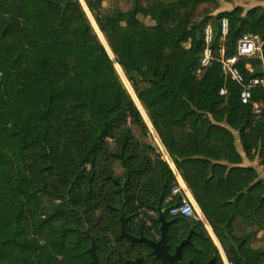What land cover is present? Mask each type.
I'll return each instance as SVG.
<instances>
[{
    "label": "trees",
    "instance_id": "obj_1",
    "mask_svg": "<svg viewBox=\"0 0 264 264\" xmlns=\"http://www.w3.org/2000/svg\"><path fill=\"white\" fill-rule=\"evenodd\" d=\"M200 1H157L148 9L134 0L131 11L117 15L125 18V27L113 13L98 15L99 0H87L86 5L229 262L264 264V250L252 249L248 234H232L240 216L264 230V180L242 165L241 154L264 162V90L252 89L250 103L242 104L240 87L221 75L218 62L197 73L206 25L213 27L216 54L223 46L230 57L245 33L258 34L264 42V13L258 14V7L244 13L238 6L218 13L212 23H185L179 9ZM139 13L155 21L156 28L142 26ZM222 17L229 20L224 39L219 31ZM188 40L186 50L182 45ZM262 52L264 58V44ZM248 65L255 71L262 61L239 59L246 80L253 73ZM221 88L225 95L219 94ZM254 103L260 113L254 112ZM128 118L141 124L142 139L125 126ZM150 134L77 0H0L4 199H11L7 194L27 200L51 196L67 207L99 209L100 239L116 231L119 216L129 219L125 226L132 228L147 222V212L162 210L171 216L179 201L171 194L176 176L160 149L152 146ZM97 161L102 163L100 172ZM107 181L113 192L102 190ZM97 195L104 208L96 207ZM83 215L91 226L94 214ZM192 222L206 234L200 222ZM206 239L216 250L207 234Z\"/></svg>",
    "mask_w": 264,
    "mask_h": 264
},
{
    "label": "rangeland",
    "instance_id": "obj_2",
    "mask_svg": "<svg viewBox=\"0 0 264 264\" xmlns=\"http://www.w3.org/2000/svg\"><path fill=\"white\" fill-rule=\"evenodd\" d=\"M77 1L79 9L85 14V17L91 24L98 40L105 47L108 55L113 61L115 73L119 82L126 89L137 109H139L144 122L149 125L151 129H153L145 109L136 98L131 83L127 80L122 69L117 64L115 54L108 44V39L105 34L99 30L96 22L94 21V17L86 5L87 0ZM138 1L144 8L150 9L154 8L157 1L164 0ZM133 3L134 0H99L96 11L100 17L113 13L114 17L120 21V25L125 27V18L118 17L117 15L118 13L126 14L131 11ZM238 6L243 8L244 13L253 8L251 0H201L195 7L189 3V5L179 10L182 13V19L185 20V23H194L198 25L202 22L212 23L214 21V17L218 13L225 10L230 12ZM263 13L264 8H261L258 14ZM136 18L145 28L149 30L156 28L155 21H153L149 16L139 13ZM196 31L197 34L200 35V27ZM190 43V40L183 43V48L188 50L190 48ZM165 54L167 56V50H165ZM125 126L131 129L138 140L142 139L141 124L138 125L133 123L131 119L128 118L125 122ZM115 134L117 133L115 132ZM108 141L110 146L113 145V141L111 139H108ZM90 167L91 166L88 165V168ZM95 169L97 172H100L102 169V163L97 161ZM116 171L119 174L121 173L120 166L118 164L116 165ZM101 182L102 179L100 178L98 180V184L94 185L96 191H98V187L101 185ZM102 190H104V192L114 191L108 181L105 182ZM4 195V193L0 192V264H62L60 258L62 227L65 219L70 220V223L73 224L76 218L80 217L75 214L73 211L74 209H81L86 213L94 214L90 218L93 220L92 226L98 225L97 214L99 212L97 210L99 209L93 210L82 209L79 207H67L65 206L63 200H58L51 196H41L38 200H27L25 197L16 198V196H13L12 194H7L11 197V199H4ZM218 196L219 195H215L214 197L218 198ZM12 197L14 198L12 199ZM94 201L97 202V208L105 207L102 203L103 200L99 197V195H97ZM200 223L203 225L207 237L216 249L214 251L218 256L219 263L231 264L227 258L223 244L220 243L216 232L211 228L205 217ZM232 225V234L234 236L240 237L248 234L250 237L249 246L252 249L264 250L263 230L257 229L255 225L248 223L247 219L241 216L235 218ZM107 236H109V234H106L104 237Z\"/></svg>",
    "mask_w": 264,
    "mask_h": 264
},
{
    "label": "flooded vegetation",
    "instance_id": "obj_3",
    "mask_svg": "<svg viewBox=\"0 0 264 264\" xmlns=\"http://www.w3.org/2000/svg\"><path fill=\"white\" fill-rule=\"evenodd\" d=\"M73 211L80 217L73 224L65 219L63 224L60 253L62 264H163L146 243L135 242L122 235L124 225L127 235L133 238L145 237L159 242L162 238L159 212L147 213V222L143 225L140 223L135 228L130 224L126 227L125 223L129 219L119 216L116 231L108 233V238L100 239L98 225L90 226L83 210ZM164 217L169 223L166 227V264H220L206 234L198 229L192 219L179 221L172 215ZM198 233L201 237L200 243L196 239ZM182 243L184 244L180 247Z\"/></svg>",
    "mask_w": 264,
    "mask_h": 264
},
{
    "label": "built area",
    "instance_id": "obj_4",
    "mask_svg": "<svg viewBox=\"0 0 264 264\" xmlns=\"http://www.w3.org/2000/svg\"><path fill=\"white\" fill-rule=\"evenodd\" d=\"M219 31L222 39H224L229 32V20L227 17H222L219 21ZM214 30L208 24L203 29V48L199 58V68L197 73L209 67L213 61L220 65L221 75L224 78L236 83L240 87L239 99L242 104H249L252 97V89L260 88L264 90V73L262 75L252 76L246 80L237 66L240 58H260L262 67L264 68V58L262 47L264 42L258 34L245 33L237 42L236 54L230 57L225 55L224 47L221 46L216 54L213 49ZM253 70H251L252 72ZM220 95L226 94V89L221 88ZM254 112L260 113V107L257 103L253 104ZM176 176V185L173 187L171 194L173 197L179 199L178 204L173 206L170 210L172 216H179L194 221H203L204 217L198 208L191 191L186 186L179 174Z\"/></svg>",
    "mask_w": 264,
    "mask_h": 264
},
{
    "label": "crops",
    "instance_id": "obj_5",
    "mask_svg": "<svg viewBox=\"0 0 264 264\" xmlns=\"http://www.w3.org/2000/svg\"><path fill=\"white\" fill-rule=\"evenodd\" d=\"M251 2H252V6L253 7H258V8H264V0H251ZM226 11V10H225ZM260 59V58H259ZM261 60V59H260ZM260 67H262V66H260ZM247 68L251 71V70H253V68H251V66H247ZM259 68V67H258ZM259 105V104H258ZM259 107H260V105H259ZM148 127H149V125H148ZM149 130H150V137L153 139V143H152V146L153 147H158L159 149H160V151L163 153V157H164V160L165 161H167L168 163H169V165H170V167H171V169L173 170V172L176 174H179L177 171H176V169H175V167H174V164H173V162L171 161V159L169 158V156L167 155V153H166V151H165V149H164V147H163V145H162V143H161V141H160V139L158 138V136H157V133H155V131L153 130V129H151L150 127H149ZM238 150H239V152H241V149H240V147L238 146ZM241 154H242V156H243V160H242V165L243 166H246V167H251V168H253V169H255L256 171H257V173H258V176H259V178H261V179H263L264 180V162L260 159V158H258V157H255V158H253L252 160H249V159H247L246 157H244V155H243V153L241 152ZM181 177V176H180ZM182 178V177H181ZM183 180V179H182ZM184 181V180H183ZM185 183V182H184ZM187 186V185H186ZM190 190V189H189ZM152 212V211H151ZM147 213H149V212H147ZM255 227L257 228V229H259L256 225H255ZM264 231V230H263Z\"/></svg>",
    "mask_w": 264,
    "mask_h": 264
},
{
    "label": "water",
    "instance_id": "obj_6",
    "mask_svg": "<svg viewBox=\"0 0 264 264\" xmlns=\"http://www.w3.org/2000/svg\"><path fill=\"white\" fill-rule=\"evenodd\" d=\"M263 73H264V68L259 67L255 71H253L252 76L262 75ZM159 217H160L159 222L162 225V227H161L162 228V238L159 242L151 241L145 237H141V239L140 238L139 239L133 238V237L127 235L124 225L122 227V235L128 236V238L131 239L132 241L140 242V243L141 242L146 243L149 247H151L153 249V255H155L158 259L162 260L163 264H166V258H167V253H166V248H167L166 247L167 246L166 245V241H167V239H166V227L169 225V223L166 222L162 210L159 211ZM183 244L184 243H182L180 247H182ZM161 247H163L164 249L160 250ZM93 258H94V252H93Z\"/></svg>",
    "mask_w": 264,
    "mask_h": 264
}]
</instances>
